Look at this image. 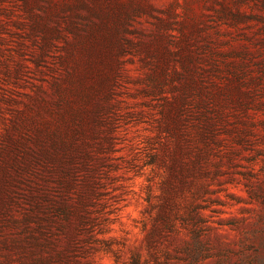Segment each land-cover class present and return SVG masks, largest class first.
Listing matches in <instances>:
<instances>
[{"label":"rangeland","instance_id":"obj_1","mask_svg":"<svg viewBox=\"0 0 264 264\" xmlns=\"http://www.w3.org/2000/svg\"><path fill=\"white\" fill-rule=\"evenodd\" d=\"M0 264H264V0H0Z\"/></svg>","mask_w":264,"mask_h":264}]
</instances>
